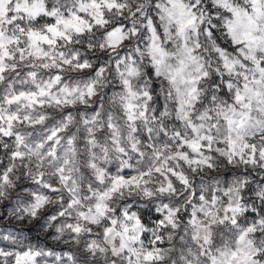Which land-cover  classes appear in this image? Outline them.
Here are the masks:
<instances>
[{"label": "snow or ice", "instance_id": "1", "mask_svg": "<svg viewBox=\"0 0 264 264\" xmlns=\"http://www.w3.org/2000/svg\"><path fill=\"white\" fill-rule=\"evenodd\" d=\"M0 264H264V0H0Z\"/></svg>", "mask_w": 264, "mask_h": 264}]
</instances>
